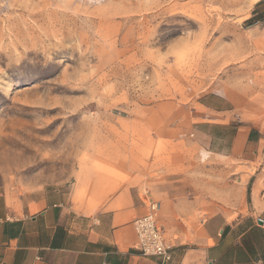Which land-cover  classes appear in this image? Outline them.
I'll use <instances>...</instances> for the list:
<instances>
[{
  "label": "rangeland",
  "instance_id": "rangeland-1",
  "mask_svg": "<svg viewBox=\"0 0 264 264\" xmlns=\"http://www.w3.org/2000/svg\"><path fill=\"white\" fill-rule=\"evenodd\" d=\"M257 1L0 0V193L235 201L264 166L227 157L238 127L264 139Z\"/></svg>",
  "mask_w": 264,
  "mask_h": 264
},
{
  "label": "crops",
  "instance_id": "crops-1",
  "mask_svg": "<svg viewBox=\"0 0 264 264\" xmlns=\"http://www.w3.org/2000/svg\"><path fill=\"white\" fill-rule=\"evenodd\" d=\"M252 15L264 21V0L255 3ZM252 129L238 127L227 157L248 162L261 148L264 162L262 131ZM260 166L241 175L236 200L225 205L211 197L199 206L197 196L152 195L171 245L166 263L141 255L137 248L132 221L146 207L135 188L102 193L93 198L98 203L75 201L74 190L64 185L24 193L16 201L0 193V264H264V224L258 223L264 216ZM200 208L209 211L202 219L197 216Z\"/></svg>",
  "mask_w": 264,
  "mask_h": 264
},
{
  "label": "built area",
  "instance_id": "built-area-1",
  "mask_svg": "<svg viewBox=\"0 0 264 264\" xmlns=\"http://www.w3.org/2000/svg\"><path fill=\"white\" fill-rule=\"evenodd\" d=\"M146 212L132 221L137 236V248L143 256H157L161 262L171 259V245L158 222L159 203L145 197ZM259 220L264 224V216Z\"/></svg>",
  "mask_w": 264,
  "mask_h": 264
},
{
  "label": "water",
  "instance_id": "water-1",
  "mask_svg": "<svg viewBox=\"0 0 264 264\" xmlns=\"http://www.w3.org/2000/svg\"><path fill=\"white\" fill-rule=\"evenodd\" d=\"M258 223H259V224H262V221H261V220H258Z\"/></svg>",
  "mask_w": 264,
  "mask_h": 264
}]
</instances>
